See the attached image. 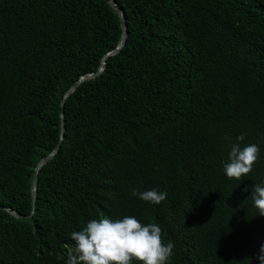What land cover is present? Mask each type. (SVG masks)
<instances>
[{"label": "trees", "instance_id": "trees-1", "mask_svg": "<svg viewBox=\"0 0 264 264\" xmlns=\"http://www.w3.org/2000/svg\"><path fill=\"white\" fill-rule=\"evenodd\" d=\"M0 0V264H66L99 216L155 223L168 264H264V0ZM245 139L237 141L240 134ZM260 156L240 180L232 144ZM157 189L153 204L131 195ZM248 189V191H245ZM133 264H138L134 261Z\"/></svg>", "mask_w": 264, "mask_h": 264}, {"label": "clouds", "instance_id": "clouds-1", "mask_svg": "<svg viewBox=\"0 0 264 264\" xmlns=\"http://www.w3.org/2000/svg\"><path fill=\"white\" fill-rule=\"evenodd\" d=\"M236 139L242 142L245 135L242 133ZM259 156L260 148L256 144L244 147L240 143L232 144L229 162L223 165L224 174L229 179L240 180L252 171ZM131 195L157 205L167 197L166 192L157 189L140 192L133 188ZM251 198L259 215L264 216V183L251 186ZM70 235L74 246L67 254L66 264H133L134 261L168 264L174 249L172 241L164 242L159 225L143 224L134 216L117 219L99 216Z\"/></svg>", "mask_w": 264, "mask_h": 264}, {"label": "water", "instance_id": "water-1", "mask_svg": "<svg viewBox=\"0 0 264 264\" xmlns=\"http://www.w3.org/2000/svg\"><path fill=\"white\" fill-rule=\"evenodd\" d=\"M111 4L113 7H115L120 14L121 17V37H120V41L117 44V46L115 48H113L112 50L108 51L103 59L102 62L100 64V67L97 71H90L87 72L85 74H83L78 81L72 85L64 94V97L61 101V106H62V110H61V129H60V140L58 142V144L56 145V147L50 152L48 153L45 157H43L40 162L38 163L36 169H35V173L33 176V182H32V200H33V209H32V213L27 215V214H22L20 212H18L17 210L11 208V207H6L5 208L12 213L13 215H15L16 217L19 218H28L31 217L32 214L35 212L36 206H37V198H38V180H39V175L41 172V169L58 153L62 141L64 139L65 136V130H66V118H65V104L67 99L70 97V95L87 79L90 78H94L98 75H100L107 67L108 64V58L112 55H115L117 53H119L126 45L127 39H128V24H127V19H126V13L124 12L123 8L120 6V4L116 1V0H110ZM1 207V206H0Z\"/></svg>", "mask_w": 264, "mask_h": 264}]
</instances>
